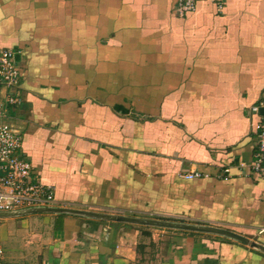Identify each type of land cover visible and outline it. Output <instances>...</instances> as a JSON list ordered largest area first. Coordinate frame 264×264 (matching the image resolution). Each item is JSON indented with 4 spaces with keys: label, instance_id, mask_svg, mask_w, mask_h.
Returning a JSON list of instances; mask_svg holds the SVG:
<instances>
[{
    "label": "crops",
    "instance_id": "crops-1",
    "mask_svg": "<svg viewBox=\"0 0 264 264\" xmlns=\"http://www.w3.org/2000/svg\"><path fill=\"white\" fill-rule=\"evenodd\" d=\"M176 2L0 0V47L20 69L8 120L57 207L264 247V172L250 167L264 0H197L184 16ZM41 214L0 217L5 264H264L263 250L216 233Z\"/></svg>",
    "mask_w": 264,
    "mask_h": 264
},
{
    "label": "built area",
    "instance_id": "built-area-1",
    "mask_svg": "<svg viewBox=\"0 0 264 264\" xmlns=\"http://www.w3.org/2000/svg\"><path fill=\"white\" fill-rule=\"evenodd\" d=\"M222 8L226 0H208ZM197 0H177L179 15L195 11ZM17 52L0 47V91L4 90V101L0 102V212L55 206V190L41 182L34 168L20 153L22 136L19 129L8 120L9 108L21 103L18 94L20 69ZM264 100L251 107L259 114L254 125L256 133L255 160L250 165L254 172H264ZM199 172L185 173L182 177H201ZM0 264L4 263V249L0 245Z\"/></svg>",
    "mask_w": 264,
    "mask_h": 264
},
{
    "label": "water",
    "instance_id": "water-1",
    "mask_svg": "<svg viewBox=\"0 0 264 264\" xmlns=\"http://www.w3.org/2000/svg\"><path fill=\"white\" fill-rule=\"evenodd\" d=\"M18 58V55H17ZM264 109H262V112ZM32 213H70V214H79L84 215L87 217L98 218V219H109V220H116L122 222H131V223H140V224H147V225H156V226H165V227H174V228H184L189 230H197V231H206L211 233L220 234L223 236H227L244 243L250 244L251 246L261 249L264 251V247L260 245V243L256 241H251L249 238L236 233L234 231H230L228 229H221L217 227H209V226H201L196 224L190 223H180V222H169V221H162V220H154V219H143L137 217H128V216H121V215H109L104 213H93L87 211H80V210H73L67 209L63 207H38V208H31V209H23L11 212H0V217H20L29 215Z\"/></svg>",
    "mask_w": 264,
    "mask_h": 264
},
{
    "label": "rangeland",
    "instance_id": "rangeland-1",
    "mask_svg": "<svg viewBox=\"0 0 264 264\" xmlns=\"http://www.w3.org/2000/svg\"><path fill=\"white\" fill-rule=\"evenodd\" d=\"M211 2V1H210ZM175 11H176V13L178 14V12H177V9H176V5H175ZM191 12H193V11H191ZM188 13H190V12H188ZM187 14V13H186ZM185 14V15H186ZM179 15V14H178ZM180 16H182V15H180ZM34 216V215H43V214H41V213H32V214H29V215H25V216H23L24 218L25 217H29V216Z\"/></svg>",
    "mask_w": 264,
    "mask_h": 264
}]
</instances>
